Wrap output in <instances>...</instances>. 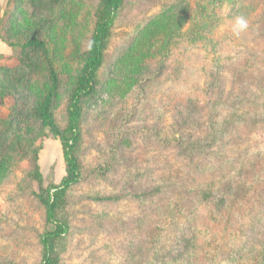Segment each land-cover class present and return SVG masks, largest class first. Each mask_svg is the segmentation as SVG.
Returning a JSON list of instances; mask_svg holds the SVG:
<instances>
[{
    "label": "rangeland",
    "instance_id": "1",
    "mask_svg": "<svg viewBox=\"0 0 264 264\" xmlns=\"http://www.w3.org/2000/svg\"><path fill=\"white\" fill-rule=\"evenodd\" d=\"M198 1L126 0L97 92L85 105L77 147L82 181L59 210L70 225L56 243L59 264H264V0H209L202 3L206 19ZM99 6L63 0L37 21L27 1L0 18L2 36L14 45L11 57L0 58V132L8 139L0 264H42L48 224L34 194L66 175L61 142L29 119L50 84L30 69L27 59L39 53L23 46L46 42L60 77L53 114L65 130ZM239 16L248 28L237 37ZM199 34L206 39L191 42ZM23 66L31 82L21 87ZM187 116L198 128L184 127ZM233 118L225 144L206 145L210 122L220 129ZM171 139L197 141L196 156L188 160L192 151L167 146ZM40 146L42 185L33 177ZM99 167L109 169L105 176ZM205 190H213L215 203L203 199Z\"/></svg>",
    "mask_w": 264,
    "mask_h": 264
},
{
    "label": "trees",
    "instance_id": "2",
    "mask_svg": "<svg viewBox=\"0 0 264 264\" xmlns=\"http://www.w3.org/2000/svg\"><path fill=\"white\" fill-rule=\"evenodd\" d=\"M27 1L32 9L31 17L37 21H41L47 15H54L56 8L63 2V0H11V7L5 13H14L25 5ZM208 2L209 0H199L197 5L201 15H203L205 19L208 18L207 7L202 3ZM125 3L126 0H100L94 29L85 53L84 64L76 77L74 87L69 98L67 108L68 124L65 130H62L59 127L53 114L54 101L60 89V77L47 44L42 39L33 38L23 46V51L26 49H32L36 53H39L40 56L36 60L33 58L27 59L31 61L29 63V66L31 67L30 69L31 71L35 70L34 73L43 77L45 81H49L50 84L49 89L41 96L37 107L33 108L28 113L29 119L36 120L40 123L44 131H48V133L43 132L44 137L49 135L55 140H59L61 142L66 169V175L60 184H52L48 188L42 187L39 194H34L35 198L38 199L40 204L45 209L46 223L48 224V229L40 238L42 246V264H59L60 257L56 250V243L59 240H64L70 231L68 221L59 217V210L65 202L69 191L82 181V168L77 156V147L81 140V123L84 115V109L88 100H90L97 92V80L99 73L105 64L112 31ZM200 27H203L204 33V29H206L204 24H201ZM198 31H202V29L199 28ZM2 38L14 51V45L8 43L3 36ZM204 39L206 38L199 34L196 35L194 39L191 38V42H197ZM0 58L9 57L0 56ZM25 68L24 66L20 67V71L23 73V76L17 79V84L21 85V87H24L31 82L29 72H27ZM213 77V83L217 86V84L220 83V80H222L221 74L216 73V76ZM14 110H16V107ZM13 121L14 117H10L9 120L4 122V125L8 127V130L12 126ZM183 121L184 127L191 126L198 128L196 125H200V123H198L196 119L192 118V116L185 117ZM236 122V118H233L230 121L223 122L221 128L217 129V125L211 121L209 129L206 128L210 139L206 145L208 144L210 147L214 144H217V146L224 145V139L221 137L228 134V132L235 126ZM7 143V133L0 132V160H2V162H0L1 175L5 174L7 171L6 166H4L8 160L7 154H4ZM165 143L168 144L167 146H172L180 150L183 149L186 152H189V150L192 151L186 157L188 160H191L194 156H196L193 151H195L194 145L197 141L188 143L186 139L183 141L171 139ZM42 149L43 148L40 146L36 150L33 159V177L41 185L43 182V176L38 164V153ZM2 156H4V158H2ZM214 164L212 166H208L211 168H208L207 166L206 168L213 169L212 167H214ZM108 170L109 169L104 170L102 167H99L98 173L105 176ZM243 188L244 187H242V189ZM155 189L157 192H161L160 187ZM202 197L204 200L213 203H215L218 199L213 193V190L203 191ZM112 200L113 199L111 198H103L100 201L108 202ZM221 202L224 203L225 198H223Z\"/></svg>",
    "mask_w": 264,
    "mask_h": 264
},
{
    "label": "crops",
    "instance_id": "3",
    "mask_svg": "<svg viewBox=\"0 0 264 264\" xmlns=\"http://www.w3.org/2000/svg\"><path fill=\"white\" fill-rule=\"evenodd\" d=\"M11 7V0H0V18ZM13 55L12 48L3 40L0 27V56L10 57Z\"/></svg>",
    "mask_w": 264,
    "mask_h": 264
},
{
    "label": "clouds",
    "instance_id": "4",
    "mask_svg": "<svg viewBox=\"0 0 264 264\" xmlns=\"http://www.w3.org/2000/svg\"><path fill=\"white\" fill-rule=\"evenodd\" d=\"M248 28V21L242 17H236L235 22L232 27L233 34L236 35L237 37L240 36L241 33L246 31Z\"/></svg>",
    "mask_w": 264,
    "mask_h": 264
}]
</instances>
